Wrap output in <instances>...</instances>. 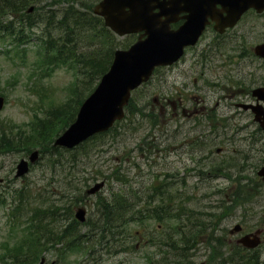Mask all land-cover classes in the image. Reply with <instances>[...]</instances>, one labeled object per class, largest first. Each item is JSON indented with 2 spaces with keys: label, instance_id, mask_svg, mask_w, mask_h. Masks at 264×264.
<instances>
[{
  "label": "rangeland",
  "instance_id": "obj_1",
  "mask_svg": "<svg viewBox=\"0 0 264 264\" xmlns=\"http://www.w3.org/2000/svg\"><path fill=\"white\" fill-rule=\"evenodd\" d=\"M96 2L83 0L81 5L93 8ZM52 4H47L46 11L59 9ZM33 16L41 20V9ZM35 31L41 34V28ZM137 38L115 36L116 49L128 48ZM261 43L264 14L249 15L230 35L219 36L209 30L195 49L188 50L185 59L160 68L134 92L130 114L110 132L66 153L65 161L75 155L82 164L75 165L73 171L71 167L62 171L57 164L59 158L46 152L25 177L16 179L20 160L42 151L41 147L26 151L21 144L16 151L0 154V177L4 179L0 183V247L7 241L12 247L15 237L23 235L19 230L12 238L8 227L15 214L10 206L12 198L21 195L20 191H24L25 204L17 222L41 215V206L65 207L69 202L63 190L68 189L73 211L85 207L88 216L94 218L92 210L99 198L109 199L122 189L124 195L137 193L132 199L137 209H151L160 201L173 213H182L187 226L191 222L214 223L217 227L213 236H223L227 247L235 245L242 234L264 230V181L257 175L264 165V131L252 113L237 108L240 103H255L251 90L264 81V61L255 58L252 51ZM39 52L34 42L21 46L16 42L0 43V96L6 99L0 113V139L6 133L15 138L16 144L24 133V143L34 137L37 144L40 135L35 131L36 116L43 118L53 107L66 103L83 80L78 67H55L46 72ZM194 55L208 60L195 63ZM116 169L120 170L118 174ZM103 180L106 186L100 193L85 195L88 188ZM154 189L162 190L163 196L156 195L150 204L147 197ZM70 221V216H63L56 231ZM159 224L151 219L132 224L135 235L123 243L124 247H136L140 242L141 249L138 247L136 253L127 249L120 252L119 248L118 253H106L99 264H145L138 257L155 251L150 235ZM237 224L243 232L230 235ZM209 239L205 235L194 247L197 261L210 259ZM64 244L53 245L62 249ZM225 252V258L229 257ZM247 254L259 256L264 262V241ZM43 257L45 264L86 259L69 254L61 261L52 248Z\"/></svg>",
  "mask_w": 264,
  "mask_h": 264
},
{
  "label": "trees",
  "instance_id": "obj_2",
  "mask_svg": "<svg viewBox=\"0 0 264 264\" xmlns=\"http://www.w3.org/2000/svg\"><path fill=\"white\" fill-rule=\"evenodd\" d=\"M49 2L53 3L51 6H60L59 9L46 11ZM82 2L83 0H0V43L12 40L25 44L27 40L24 39L31 38L33 30L39 28V19H34L33 15L28 14V9L34 6L37 11L41 6V35L37 36V40L41 49L42 67L49 73L55 67L75 65L78 67V73L83 76V80L78 82L66 103L53 107L45 117L36 120L35 131L40 135L37 144L34 137L24 143L27 138L24 133L18 137L19 141L15 144V138L3 133L0 139V154L16 151L22 144V149L26 151L41 147L42 153L51 152L53 157L59 158L57 164L61 166L62 171H66L68 167L73 171L75 165H82L75 155L65 161L66 155L73 151L55 148L51 141L74 122L85 95L93 92L99 80L109 70L116 49L115 36L104 26L101 18L93 15L90 6L82 7ZM101 39L104 41H100ZM107 40L109 43H106ZM132 103L133 100L127 107L128 114L131 112ZM103 135L105 134L92 139ZM66 162L68 164H65ZM119 171L116 169L114 172L118 174ZM63 193L64 198L70 200L69 204L65 207H41V215L29 219V225L34 222L36 230L33 229L24 240L15 242L12 247L8 242L2 245L4 252L0 253V264H37L45 251L50 247L54 248L53 244L62 242L65 246L58 250L60 259L65 260L69 254L86 255L84 264H88L89 260L99 264L107 252H118L119 248L136 250L135 246L124 247L123 243L135 235L133 223L150 219L160 224L152 237L155 241V251L142 257L145 264H264L259 256L248 255L246 249L239 246L227 247L223 236L214 237V228L217 227L214 223L191 222L187 226L183 222L182 213H173L171 208L160 201L151 209H137V204L132 201L137 197V193L128 196L122 194L121 189L109 199L99 198L92 210L94 218L89 217L81 225L74 218L71 208L73 198H69V189L66 192L63 190ZM156 195L163 196V191L157 192L154 189L151 196L147 197L150 204L156 200ZM22 202L23 194L15 206L19 214ZM64 214L70 216L71 221L56 231V224ZM171 222L174 224L170 225ZM83 228H86L85 232ZM205 235H209L207 243L212 253L210 259L200 262L192 251ZM225 249L230 254L227 258Z\"/></svg>",
  "mask_w": 264,
  "mask_h": 264
},
{
  "label": "water",
  "instance_id": "obj_3",
  "mask_svg": "<svg viewBox=\"0 0 264 264\" xmlns=\"http://www.w3.org/2000/svg\"><path fill=\"white\" fill-rule=\"evenodd\" d=\"M219 5L222 9L217 8ZM250 8L263 12L264 0H102L94 13L105 19L107 27L119 36L143 33L129 50L115 53L110 71L85 100L76 121L56 140L55 146L71 149L95 134L108 131L124 117L131 92L147 82L156 67L172 65L183 55L186 46L196 44L209 18L217 22L216 29L224 32L226 27H234ZM181 12L189 13L186 22L178 30H171V24ZM254 51L264 58V44L256 46ZM252 94L258 102L264 101V87ZM4 103L5 99L0 97V112ZM242 107L255 113V120L264 130L263 105ZM38 157V151L34 152L31 162H36ZM17 170V177L24 176L29 171V163L22 160ZM258 175L264 178V166ZM104 185V182L95 184L87 194H96ZM76 217L84 222L86 211L80 208ZM239 231L241 226L237 225L232 233ZM259 233L246 235L238 243L255 249L261 244Z\"/></svg>",
  "mask_w": 264,
  "mask_h": 264
},
{
  "label": "flooded vegetation",
  "instance_id": "obj_4",
  "mask_svg": "<svg viewBox=\"0 0 264 264\" xmlns=\"http://www.w3.org/2000/svg\"><path fill=\"white\" fill-rule=\"evenodd\" d=\"M250 13H254V14H256L255 11H250L247 15H249ZM247 15H246V16H247ZM246 16H245V17H246ZM179 23H181V22H179ZM211 27H213V26H211ZM192 59H193V60H196V59H197V55H194V57H193ZM200 61H201L200 58H198L197 61H196L195 63H200ZM260 86H264V83H263L262 85H260ZM202 109H203V110H206L207 108L204 107V108H202Z\"/></svg>",
  "mask_w": 264,
  "mask_h": 264
},
{
  "label": "bare ground",
  "instance_id": "obj_5",
  "mask_svg": "<svg viewBox=\"0 0 264 264\" xmlns=\"http://www.w3.org/2000/svg\"><path fill=\"white\" fill-rule=\"evenodd\" d=\"M178 264V263H177Z\"/></svg>",
  "mask_w": 264,
  "mask_h": 264
}]
</instances>
